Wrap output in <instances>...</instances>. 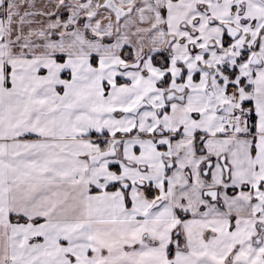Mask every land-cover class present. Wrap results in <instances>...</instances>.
Segmentation results:
<instances>
[{
  "label": "snow or ice",
  "instance_id": "snow-or-ice-1",
  "mask_svg": "<svg viewBox=\"0 0 264 264\" xmlns=\"http://www.w3.org/2000/svg\"><path fill=\"white\" fill-rule=\"evenodd\" d=\"M0 264H264V0H0Z\"/></svg>",
  "mask_w": 264,
  "mask_h": 264
}]
</instances>
